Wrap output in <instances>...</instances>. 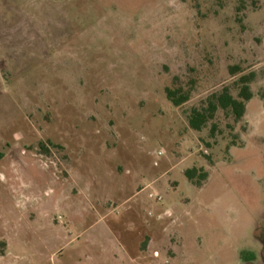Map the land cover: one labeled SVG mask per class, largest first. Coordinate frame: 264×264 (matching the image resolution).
Listing matches in <instances>:
<instances>
[{"label":"rangeland","instance_id":"obj_1","mask_svg":"<svg viewBox=\"0 0 264 264\" xmlns=\"http://www.w3.org/2000/svg\"><path fill=\"white\" fill-rule=\"evenodd\" d=\"M247 74L242 119L189 127ZM175 78L192 89L178 108ZM261 248L264 0H0V264H240Z\"/></svg>","mask_w":264,"mask_h":264},{"label":"trees","instance_id":"obj_2","mask_svg":"<svg viewBox=\"0 0 264 264\" xmlns=\"http://www.w3.org/2000/svg\"><path fill=\"white\" fill-rule=\"evenodd\" d=\"M229 70L233 76L242 72L238 66L230 67ZM253 80V74L242 75L238 79L239 92L237 98L231 95L228 88H224L219 94H212L207 98L205 107L191 110L188 118L189 127L194 131L200 132L206 127L209 121L214 119L219 109L230 111L234 115L236 121L242 119L245 113L246 103L252 99L250 84ZM191 92L192 89H184V87L179 84L178 78L174 79L173 88H166L165 90L168 101L176 108L183 106L190 100ZM185 176L189 181L194 182L197 177V172L195 169L187 170ZM205 177V174H200L196 184H200Z\"/></svg>","mask_w":264,"mask_h":264},{"label":"flooded vegetation","instance_id":"obj_3","mask_svg":"<svg viewBox=\"0 0 264 264\" xmlns=\"http://www.w3.org/2000/svg\"><path fill=\"white\" fill-rule=\"evenodd\" d=\"M257 241V240H256ZM263 248L259 249H251L242 251L239 254V263L240 264H258L259 260H262V252Z\"/></svg>","mask_w":264,"mask_h":264},{"label":"crops","instance_id":"obj_4","mask_svg":"<svg viewBox=\"0 0 264 264\" xmlns=\"http://www.w3.org/2000/svg\"><path fill=\"white\" fill-rule=\"evenodd\" d=\"M103 250H105V249H103ZM120 251H121V254H123V258H122V260H124L127 256L130 257V256L127 254V252H126L124 246H121V250H120ZM105 253H108L107 255L109 256L110 262H114V261H117V260H120V261H121V259H117V258H118L117 255H112V253H110L109 248H106V251H105V252L103 251L102 254H105ZM109 254H111V255H109ZM88 259L90 260L89 257H88ZM121 262H123V261H121ZM101 264H107V263L101 261Z\"/></svg>","mask_w":264,"mask_h":264},{"label":"built area","instance_id":"obj_5","mask_svg":"<svg viewBox=\"0 0 264 264\" xmlns=\"http://www.w3.org/2000/svg\"><path fill=\"white\" fill-rule=\"evenodd\" d=\"M159 200H160V198H159Z\"/></svg>","mask_w":264,"mask_h":264}]
</instances>
